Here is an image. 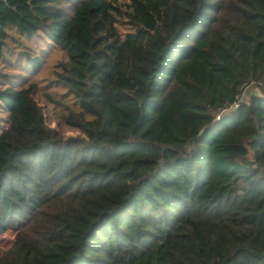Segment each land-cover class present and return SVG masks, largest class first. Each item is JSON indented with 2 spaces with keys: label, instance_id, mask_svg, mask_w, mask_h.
I'll return each instance as SVG.
<instances>
[{
  "label": "trees",
  "instance_id": "1",
  "mask_svg": "<svg viewBox=\"0 0 264 264\" xmlns=\"http://www.w3.org/2000/svg\"><path fill=\"white\" fill-rule=\"evenodd\" d=\"M108 1L0 0V61L11 33L61 50L75 132L0 81V264H264V0H126V40Z\"/></svg>",
  "mask_w": 264,
  "mask_h": 264
},
{
  "label": "rangeland",
  "instance_id": "2",
  "mask_svg": "<svg viewBox=\"0 0 264 264\" xmlns=\"http://www.w3.org/2000/svg\"><path fill=\"white\" fill-rule=\"evenodd\" d=\"M108 7L114 21V27L119 33L121 40H126L127 35L136 30V23L131 12L129 3L126 0H109ZM11 38L7 40L5 50L2 51L3 61H0V73L5 78L0 77V81L11 84L10 87L20 89L27 83L36 84V100L43 108L45 121L50 127L58 129L63 135H74L75 132L57 124L55 111L45 98L48 94L51 98L61 99L64 89L53 83H49L54 77L55 66L67 60L65 54L53 46L41 34H35L32 38L23 39L11 33ZM37 58L39 62L33 61ZM1 76V75H0ZM244 97L252 94L259 95L258 88L248 86L245 89ZM67 101V97H62ZM0 129L5 127L3 121L6 116L5 111L0 107ZM13 235L7 232L0 233V248L6 249L12 241Z\"/></svg>",
  "mask_w": 264,
  "mask_h": 264
},
{
  "label": "built area",
  "instance_id": "3",
  "mask_svg": "<svg viewBox=\"0 0 264 264\" xmlns=\"http://www.w3.org/2000/svg\"><path fill=\"white\" fill-rule=\"evenodd\" d=\"M241 101V98L238 99L236 102H233L231 104H225L217 109L214 110L213 115L214 119L217 121L220 117L226 116L232 111H234L237 107L238 102Z\"/></svg>",
  "mask_w": 264,
  "mask_h": 264
},
{
  "label": "water",
  "instance_id": "4",
  "mask_svg": "<svg viewBox=\"0 0 264 264\" xmlns=\"http://www.w3.org/2000/svg\"><path fill=\"white\" fill-rule=\"evenodd\" d=\"M256 167H261V169H262V171H263V166H261V165H257Z\"/></svg>",
  "mask_w": 264,
  "mask_h": 264
},
{
  "label": "clouds",
  "instance_id": "5",
  "mask_svg": "<svg viewBox=\"0 0 264 264\" xmlns=\"http://www.w3.org/2000/svg\"><path fill=\"white\" fill-rule=\"evenodd\" d=\"M220 119V118H219Z\"/></svg>",
  "mask_w": 264,
  "mask_h": 264
}]
</instances>
